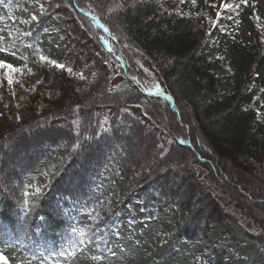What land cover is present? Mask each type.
Masks as SVG:
<instances>
[{
	"label": "trees",
	"instance_id": "obj_1",
	"mask_svg": "<svg viewBox=\"0 0 264 264\" xmlns=\"http://www.w3.org/2000/svg\"><path fill=\"white\" fill-rule=\"evenodd\" d=\"M0 5L17 21L6 50L19 66L12 94L0 95V251L62 264L108 230L118 200L140 194L143 211L174 218L185 243L206 244L214 226H241L264 264V121L248 100L256 93L264 109V85L254 82L264 13L255 0H226L218 11L211 0ZM47 15L90 54L82 70L55 67L41 35L25 34L31 18ZM243 21L250 38L234 48L239 63L221 95L213 70L232 62L217 44L228 22ZM155 79L164 95L151 92ZM135 132L148 139L137 137L144 155L132 151Z\"/></svg>",
	"mask_w": 264,
	"mask_h": 264
},
{
	"label": "rangeland",
	"instance_id": "obj_2",
	"mask_svg": "<svg viewBox=\"0 0 264 264\" xmlns=\"http://www.w3.org/2000/svg\"><path fill=\"white\" fill-rule=\"evenodd\" d=\"M215 11H218L226 0H211ZM228 1V0H227ZM260 11L264 13V0H255ZM17 21H10L7 13L0 5V61L19 69L16 59L6 50L7 42L15 35L13 25ZM21 26V24H19ZM25 34H40L43 45L48 50L52 61L63 65L69 73L80 71L84 68V61L89 59L90 54L83 57V51L78 49L80 39L71 37L66 30L65 21L48 15L42 18L33 17L24 27ZM82 35V34H81ZM249 33L244 25L230 30L226 39L220 41L216 54L228 56L232 67L216 76L222 77L221 95L231 90L232 79L239 63V56L234 48H240L249 41ZM6 69L0 68V95L12 94V85L16 78V72L7 73ZM8 75L12 83L8 82ZM255 83L264 85V64L257 70ZM35 82L31 80L25 84L27 89H32ZM151 92L164 95L163 86L159 79L150 82ZM264 99V91L262 94ZM249 101L255 100L258 121H264V109L256 93H252ZM148 139L138 133L131 134L130 142L135 154L147 152L143 141ZM138 156V155H137ZM129 199L118 200V208L114 211V222L104 234L93 240L91 244L78 250L69 257L62 259V264H215L214 256L221 257L222 264H261L262 255L253 242L244 240L245 230L237 226L233 231L229 225L214 226L208 235V242L185 243L178 240V230L175 231L177 221L164 213L156 215L143 212L140 194ZM202 205L193 210V214L201 210ZM192 218L184 220L189 221ZM113 221V219H112ZM90 222V217L83 214L80 219L81 225ZM116 223V224H114ZM6 264H54L46 260L41 254H32L22 248H12L0 251ZM214 261V262H213ZM217 264V263H216Z\"/></svg>",
	"mask_w": 264,
	"mask_h": 264
},
{
	"label": "snow or ice",
	"instance_id": "obj_3",
	"mask_svg": "<svg viewBox=\"0 0 264 264\" xmlns=\"http://www.w3.org/2000/svg\"><path fill=\"white\" fill-rule=\"evenodd\" d=\"M225 7H231V6L226 5ZM41 59L43 60L44 57H41ZM49 63H53L54 66L57 68H60V69L64 68L63 65L56 64L55 62L49 61ZM0 68L6 69L7 73H13V72L19 71L18 69H15L12 65H10L6 62H3V61H0ZM7 73H6V75H7ZM8 82H9V84H11L13 82L10 75H8ZM0 264H6V260L2 255H0Z\"/></svg>",
	"mask_w": 264,
	"mask_h": 264
}]
</instances>
